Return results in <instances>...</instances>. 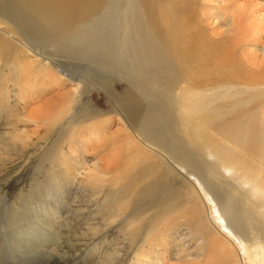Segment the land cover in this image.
Listing matches in <instances>:
<instances>
[{"label": "bare ground", "instance_id": "1", "mask_svg": "<svg viewBox=\"0 0 264 264\" xmlns=\"http://www.w3.org/2000/svg\"><path fill=\"white\" fill-rule=\"evenodd\" d=\"M225 1L0 0V14L22 34L19 49L43 58L37 73L75 83L76 104L92 88L109 96L116 82L126 92L108 111L86 112L84 136L80 129L67 142L92 144L93 190L111 186L102 208L122 211L131 248L144 233L148 248L159 246L160 229L179 230L184 219L207 245L221 236L235 263L264 264V48L257 64L238 56L260 31L250 29L244 9L227 14ZM212 17L225 19L219 39L206 26ZM56 56L90 67V77L65 72ZM91 67L102 70L101 80Z\"/></svg>", "mask_w": 264, "mask_h": 264}, {"label": "rangeland", "instance_id": "2", "mask_svg": "<svg viewBox=\"0 0 264 264\" xmlns=\"http://www.w3.org/2000/svg\"><path fill=\"white\" fill-rule=\"evenodd\" d=\"M225 2L231 7L227 14L231 16L244 9L250 29L258 27L260 31L261 38L247 37L255 40L256 46L245 42L238 56L254 64L261 62L264 7L260 5L264 6V0ZM0 15L4 18L0 23V264H202L205 260H214V264H237L233 254H227L221 236L216 235V241L207 245L205 236L184 219L176 221L179 230L160 229L159 246L148 248L145 233L138 238L136 246L131 248L126 243L128 239L121 230L126 218L122 217V223L117 214L122 211L116 210L117 205L102 208L101 202L112 199L106 193L111 186L106 181L103 191L93 190L97 183L91 181V171L97 163V153L92 151V144L87 147L84 137L78 145L71 146L67 142L80 129V136H84L89 124L79 121L85 118L86 112L94 116L102 108L108 111L111 99L115 100L119 92L126 98V92L122 93L120 82H116L109 96L104 90L92 88L80 96L82 103L76 104L73 100L75 83L66 81L63 84L61 79V83L57 82V73H37V61L43 58L19 49L18 39H23L22 34L7 22L6 15ZM219 21L212 17L210 26L206 25L217 39L223 37L221 32L226 28L225 19ZM64 58L56 56L54 60L65 72L80 71L81 75L90 77L86 71L90 67ZM90 72L96 75L94 80L102 79L97 77L102 70L91 67ZM43 76H47L44 85L32 82ZM25 78L32 83L24 84ZM64 105L66 108L61 112ZM259 114L264 126V111ZM73 120L78 123H70ZM111 126V131L117 127ZM153 214L151 210L147 219L152 220ZM122 240L125 241L123 245L119 243Z\"/></svg>", "mask_w": 264, "mask_h": 264}]
</instances>
